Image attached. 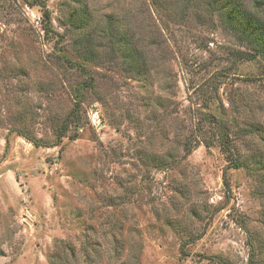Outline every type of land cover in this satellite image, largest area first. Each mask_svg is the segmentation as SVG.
I'll use <instances>...</instances> for the list:
<instances>
[{
  "label": "rangeland",
  "instance_id": "obj_1",
  "mask_svg": "<svg viewBox=\"0 0 264 264\" xmlns=\"http://www.w3.org/2000/svg\"><path fill=\"white\" fill-rule=\"evenodd\" d=\"M198 1L0 0V264H264V62L235 66L215 20L192 19ZM256 1L242 0L264 18ZM70 9L84 28L65 25ZM113 19L148 64L142 81L119 52L114 71L99 63ZM64 55L94 87L56 143L77 76ZM205 114L231 126L242 167Z\"/></svg>",
  "mask_w": 264,
  "mask_h": 264
},
{
  "label": "trees",
  "instance_id": "obj_2",
  "mask_svg": "<svg viewBox=\"0 0 264 264\" xmlns=\"http://www.w3.org/2000/svg\"><path fill=\"white\" fill-rule=\"evenodd\" d=\"M67 2L75 7L76 5H83V0H67ZM197 6L199 10H197L196 7V14L192 12V19L202 23L203 21L204 23H217L221 32L228 37L231 44L234 46L235 50L228 52V55L235 66L244 62H264V18L256 14L253 11L254 9L251 10L247 8L242 0H199ZM263 6L264 0L256 1L254 7L260 8ZM186 10L187 9H182L179 13L182 20L189 18ZM68 12L65 25L69 24L77 30L84 28L87 18L85 14H83V11L70 9ZM45 17L48 19L47 15ZM213 20H215V22ZM117 23H119V21ZM199 25L201 24L199 23ZM119 28V25L115 24L114 19L109 20L107 32L110 45L105 46L109 52L105 53L106 57L99 63L101 67L109 71H114L115 54L119 52V60H121L123 64L122 69H126L124 73L136 81H142L148 75V64L144 62V57L136 51L132 38L128 37L125 33H119ZM112 36L115 38H111ZM81 57L86 61L95 60L94 55L91 53L80 54L79 58ZM60 60L66 68L68 67V69L75 71L77 76L74 78V82L71 86L73 93L72 108L65 116L53 118V121L57 124L53 127V135L56 143H59L67 135L70 127H74L77 134V131L82 126V114L85 113V104L88 94H90L94 87V80L87 68L86 61H82V63L79 64L71 61L65 55L60 57ZM208 106L206 109H208ZM205 115L204 121L208 124L209 129L217 132L220 147L225 157L229 159V161H233L236 168L242 167L240 160L236 159L231 153V141L229 140L231 126H229L227 121L216 119L212 114ZM241 129L246 135L250 132H258L256 128ZM202 131L203 130H199L198 126V132L201 133ZM75 135L70 137V139H76ZM243 135L244 134H242V136ZM22 137L39 147L40 144L35 140H29V138L24 135H22ZM190 145L191 144H184L182 146L185 155L190 154L192 150ZM159 157L160 156L154 157V159L149 162L154 165L155 169L162 170L164 169L163 167H168L167 162H165L163 166ZM258 159L260 161L258 164H261L264 160V156L261 155ZM258 171H260L259 178H261L264 183V166L260 167Z\"/></svg>",
  "mask_w": 264,
  "mask_h": 264
},
{
  "label": "built area",
  "instance_id": "obj_3",
  "mask_svg": "<svg viewBox=\"0 0 264 264\" xmlns=\"http://www.w3.org/2000/svg\"><path fill=\"white\" fill-rule=\"evenodd\" d=\"M214 201V199L213 198H211V202H213Z\"/></svg>",
  "mask_w": 264,
  "mask_h": 264
}]
</instances>
